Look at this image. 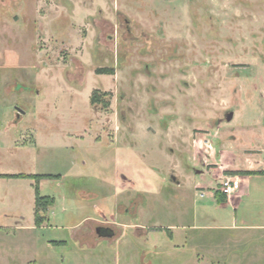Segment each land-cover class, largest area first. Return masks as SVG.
Wrapping results in <instances>:
<instances>
[{"label": "rangeland", "instance_id": "374dc122", "mask_svg": "<svg viewBox=\"0 0 264 264\" xmlns=\"http://www.w3.org/2000/svg\"><path fill=\"white\" fill-rule=\"evenodd\" d=\"M233 111L264 158V0H0V173L52 198L27 229L35 179L0 182V264H264V178L236 210L194 188Z\"/></svg>", "mask_w": 264, "mask_h": 264}, {"label": "crops", "instance_id": "0c3cea01", "mask_svg": "<svg viewBox=\"0 0 264 264\" xmlns=\"http://www.w3.org/2000/svg\"><path fill=\"white\" fill-rule=\"evenodd\" d=\"M229 118L231 119L228 122H220L214 127L213 131H208L207 133H204L202 137H198L194 139V142L196 144H200V147L203 149V151L199 150L198 152V150H193V152H191L190 161L192 163V166L194 168L196 167L197 172L200 173L199 176L201 179H204V175L208 173H212L214 177L218 178L219 180L216 186H211L209 184L204 185L199 181L195 182L194 188L199 189L198 193L200 191L206 192L205 188H211V190H213L212 198L216 202L217 207H221V208L231 207L236 210L237 208H239L244 198L246 199L250 197V193L248 191L250 182L253 179L256 180L263 179L264 174L253 172L250 175H234L235 177L231 176L236 179L237 187L231 194L225 196L224 201L218 202L216 194L221 195V192L218 190V188L224 176L228 174L226 173V171L264 170V158L260 157V155L263 154L262 153L263 146L260 145L250 146V145L237 144L238 141L237 137L239 136L235 132L237 128L231 126V122L236 118L234 111L231 114H229ZM259 127L260 128L258 127L257 128L261 130L262 128L260 125ZM220 131H227L230 132V134L220 137L219 134ZM208 136H210V138H208ZM0 174H18V173H0ZM7 179L9 180L8 177H0V182L3 183L5 180L7 181ZM255 189L258 193H260V191H264V183L258 184ZM204 197H206V194ZM22 221H24V217H21V221L19 223H22ZM34 222L35 221L33 217V221L32 223L28 224L27 229H35L37 226L35 225ZM247 226L254 227L257 229L264 228V225H247ZM111 228L114 231V228L113 227Z\"/></svg>", "mask_w": 264, "mask_h": 264}, {"label": "trees", "instance_id": "16d2710c", "mask_svg": "<svg viewBox=\"0 0 264 264\" xmlns=\"http://www.w3.org/2000/svg\"><path fill=\"white\" fill-rule=\"evenodd\" d=\"M98 73H106V74H113V68H99L97 69ZM107 92H100L99 90H94L93 93L90 96V103H102L104 106H106V100H104L105 95H107ZM51 175H37V174H0V177H20V178H33L35 179V211H34V220L35 224H39L41 222V215L40 210H45L46 207L52 202V198L48 196H41L37 191V183L39 179L42 177H50ZM218 201H224L225 195L216 194Z\"/></svg>", "mask_w": 264, "mask_h": 264}, {"label": "built area", "instance_id": "2783aa9c", "mask_svg": "<svg viewBox=\"0 0 264 264\" xmlns=\"http://www.w3.org/2000/svg\"><path fill=\"white\" fill-rule=\"evenodd\" d=\"M237 187V181L233 177H224L223 180L220 183V186L218 190L221 192V194H224L225 196H228L231 194ZM206 194L205 191H200L198 193V197L202 198Z\"/></svg>", "mask_w": 264, "mask_h": 264}, {"label": "flooded vegetation", "instance_id": "af4514ba", "mask_svg": "<svg viewBox=\"0 0 264 264\" xmlns=\"http://www.w3.org/2000/svg\"><path fill=\"white\" fill-rule=\"evenodd\" d=\"M95 232L99 236L104 237H112L114 235V231L111 227L104 226V225H98L95 227Z\"/></svg>", "mask_w": 264, "mask_h": 264}]
</instances>
